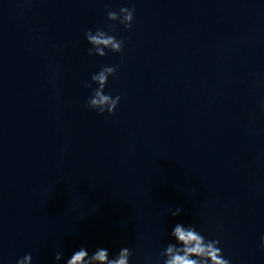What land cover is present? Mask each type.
Returning a JSON list of instances; mask_svg holds the SVG:
<instances>
[{"label": "water", "instance_id": "95a60500", "mask_svg": "<svg viewBox=\"0 0 264 264\" xmlns=\"http://www.w3.org/2000/svg\"><path fill=\"white\" fill-rule=\"evenodd\" d=\"M121 6L123 52L89 56ZM101 65L113 115L86 106ZM177 223L264 264V0H0V264L81 246L146 264Z\"/></svg>", "mask_w": 264, "mask_h": 264}, {"label": "clouds", "instance_id": "9594fccd", "mask_svg": "<svg viewBox=\"0 0 264 264\" xmlns=\"http://www.w3.org/2000/svg\"><path fill=\"white\" fill-rule=\"evenodd\" d=\"M135 7L121 6L119 11L109 10L103 28L89 29L85 32V40L89 45V56L105 57L107 53L121 54L125 47V40L117 38L114 33L118 26L131 30L135 21ZM116 74V66L101 65L93 73L85 87L91 90L87 100V107L99 115H113L122 99L121 95H113L107 91L109 79ZM181 209H168L172 217L181 215ZM218 231V229H217ZM260 247L264 249V235L260 236ZM133 250L124 246L113 253L107 247H97L89 251L85 246L74 250L66 257L62 248H58L54 255L55 264H132ZM16 264H33L31 253L16 260ZM146 264H233L231 258L225 256L221 240L218 236L206 235L197 223H177L170 232L166 245L153 259L149 257Z\"/></svg>", "mask_w": 264, "mask_h": 264}]
</instances>
